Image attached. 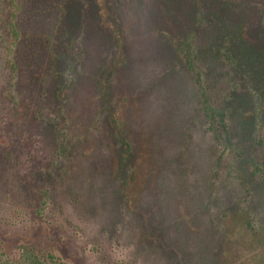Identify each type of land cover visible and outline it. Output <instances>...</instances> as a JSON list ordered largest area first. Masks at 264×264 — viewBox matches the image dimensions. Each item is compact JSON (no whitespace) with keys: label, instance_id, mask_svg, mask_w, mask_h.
I'll list each match as a JSON object with an SVG mask.
<instances>
[{"label":"rangeland","instance_id":"rangeland-1","mask_svg":"<svg viewBox=\"0 0 264 264\" xmlns=\"http://www.w3.org/2000/svg\"><path fill=\"white\" fill-rule=\"evenodd\" d=\"M192 1L159 2L157 10L153 9V20H166L172 29L188 16ZM210 1L224 4L230 33L238 34L251 25L254 33L251 31L249 37L264 40V0ZM139 8L143 9L138 13L143 18L145 6ZM125 10L129 26L134 12ZM70 13L68 31L61 34L67 40H77L74 60L71 64L53 62L46 46L36 43L19 63L14 91V102L19 101L18 96L25 98L56 127L32 125L27 117L30 108L20 111V118L16 115L14 103L4 95L11 82L9 70L0 63V260L18 262L26 257L46 264H211L210 256L216 250L202 209L209 186L208 168L203 166L199 146L195 147L185 132L190 116L186 114L187 101L178 102L179 108L166 88L133 103L141 91L136 86L153 85L142 81L144 64L145 73L153 72L155 81L162 76V70L157 72L150 66L146 70L147 60L143 64L141 55L135 52L126 59L120 83L113 76L116 86L108 97L103 83L99 84V68L111 51H106L105 43L97 42L94 28L82 23L81 11ZM77 17L82 21L72 20ZM30 21L38 32L31 33L40 40L52 27L44 16L31 17ZM135 21L130 38L138 39L136 48L144 55L153 41H163L144 29L145 22L140 25ZM83 48L87 54L80 57ZM255 50L249 53L252 60L259 57ZM56 52L61 55L63 50ZM118 83L129 92L123 88L118 91ZM64 85L69 88L60 94ZM141 86L144 90L145 85ZM108 101L114 103L113 110L119 117L128 108L130 121L118 118L125 130L132 127V118L139 123L149 121L157 139L175 129L178 141L168 179L180 193L174 196L168 216L160 212L157 189L150 190L142 181H138L129 200L120 194L124 189L117 181L119 172L108 162L114 156L113 142L101 115L103 108L110 106ZM58 132L74 143L68 145V155L53 166L58 145L64 140V136L59 139ZM141 133L144 139H152L148 130ZM159 192L164 191L159 188Z\"/></svg>","mask_w":264,"mask_h":264},{"label":"trees","instance_id":"trees-1","mask_svg":"<svg viewBox=\"0 0 264 264\" xmlns=\"http://www.w3.org/2000/svg\"><path fill=\"white\" fill-rule=\"evenodd\" d=\"M162 1L167 0H0V63L4 62L11 79L4 95L14 103L19 118L20 111L30 108L27 117L32 125L44 123L56 127L41 109H32L25 98L18 96L19 101L14 102L19 63L37 43L46 46L53 62L71 64L77 40H67L61 33L68 31L70 11H81L83 21L80 17L72 20L94 28L97 42L105 43L106 51H111L99 68V84L103 83L108 97L114 93V78L120 83L126 59L135 52L141 55L143 64L147 60L146 70L149 66L157 72L162 70V76L155 81L153 72L145 73L144 64L142 81L153 85L136 86L141 91L133 103L166 88L171 91L167 92L168 97L179 108L178 102L187 101L186 114L190 116L182 120V125L185 121L187 138L195 147L199 146L203 166L208 168L209 186L202 209L216 250L210 256L211 264H264V40L249 37L251 31L254 33L251 25L238 34L230 33L231 23L221 1L193 0L188 16L170 29L166 20H153V9L157 10L155 5ZM140 6H145L143 18L138 14L143 10ZM125 9L129 14L134 12L133 20L140 21V25L145 22L144 29L154 32L163 42L153 41L143 55L136 48L140 44L138 39L130 38L136 23L132 20L129 26L126 24ZM39 16L52 23L41 40L30 31L38 33L30 18ZM252 47L259 52V57L253 60L249 53L256 50L250 52ZM60 49L63 52L58 55L56 50ZM86 54L85 48L78 53L80 57ZM119 83L118 91L120 88L128 91ZM141 85H145L144 90ZM68 88L64 85L60 94ZM150 88L154 89L149 93ZM135 89L132 91L137 92ZM107 104L110 106L103 108L101 115L113 142L114 156L108 162L119 172L117 181L124 189L120 194L129 200L138 181H142L150 190L157 189L160 212L168 216L174 196L180 193L168 179L174 144L178 141L175 129L157 139L149 121L139 123L137 118H132V127L125 130L118 118L130 121L128 108L119 117L117 110H113L114 103ZM146 130L152 139L142 137L141 131ZM57 136L60 139L64 135L58 132ZM63 139L53 166L68 155V145L74 143L69 137ZM159 188L164 192H159ZM0 264L46 263L24 257L18 262L0 260Z\"/></svg>","mask_w":264,"mask_h":264}]
</instances>
